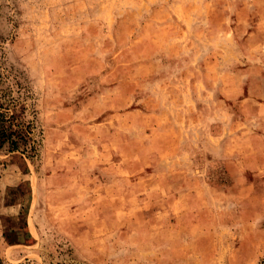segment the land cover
<instances>
[{"label": "rangeland", "instance_id": "obj_1", "mask_svg": "<svg viewBox=\"0 0 264 264\" xmlns=\"http://www.w3.org/2000/svg\"><path fill=\"white\" fill-rule=\"evenodd\" d=\"M7 264H264V0H0Z\"/></svg>", "mask_w": 264, "mask_h": 264}, {"label": "trees", "instance_id": "obj_2", "mask_svg": "<svg viewBox=\"0 0 264 264\" xmlns=\"http://www.w3.org/2000/svg\"><path fill=\"white\" fill-rule=\"evenodd\" d=\"M14 114H9L8 112L2 111L0 109V145L4 142H7L10 145L11 149H17L21 142H24L28 139L23 127L15 120ZM0 264L4 263L0 259ZM26 264V263H20Z\"/></svg>", "mask_w": 264, "mask_h": 264}]
</instances>
